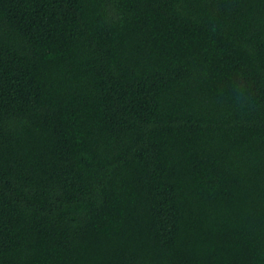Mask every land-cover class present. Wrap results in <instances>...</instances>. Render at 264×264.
<instances>
[{"label": "trees", "instance_id": "obj_1", "mask_svg": "<svg viewBox=\"0 0 264 264\" xmlns=\"http://www.w3.org/2000/svg\"><path fill=\"white\" fill-rule=\"evenodd\" d=\"M0 264H264V0H0Z\"/></svg>", "mask_w": 264, "mask_h": 264}]
</instances>
